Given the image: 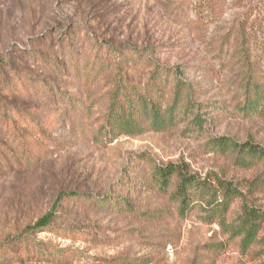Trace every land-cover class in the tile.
<instances>
[{
  "label": "rangeland",
  "instance_id": "374dc122",
  "mask_svg": "<svg viewBox=\"0 0 264 264\" xmlns=\"http://www.w3.org/2000/svg\"><path fill=\"white\" fill-rule=\"evenodd\" d=\"M250 68L264 0H0V102L30 114L24 144L0 125V264H264V226L248 246L239 232L264 210V161L233 144L264 147ZM26 76L54 98L5 92ZM169 162L200 181L189 206L176 176L149 179Z\"/></svg>",
  "mask_w": 264,
  "mask_h": 264
},
{
  "label": "trees",
  "instance_id": "16d2710c",
  "mask_svg": "<svg viewBox=\"0 0 264 264\" xmlns=\"http://www.w3.org/2000/svg\"><path fill=\"white\" fill-rule=\"evenodd\" d=\"M243 35V33H242ZM244 36V35H243ZM263 74V76H261ZM247 82L244 83L243 87L245 96V109H248L251 114L254 113H263L264 112V70L258 72L255 68H250L247 75ZM53 81H39L35 78H31L29 76L18 78L17 83L15 86H11L8 84L5 88L6 93H13V94H21L26 92H31V88H36L37 90L43 89L44 91L50 94V97L54 98V95L51 96L50 90H55V84H52ZM14 88V89H12ZM12 89V90H11ZM254 91L255 96L251 97L250 93ZM53 94V93H52ZM249 94V95H247ZM179 96V92L175 94V99ZM121 102L119 99L116 100V104ZM120 105V104H119ZM251 105V106H250ZM122 105H120L121 107ZM250 106V107H249ZM114 109V108H113ZM124 110V109H123ZM154 111V120L157 122H161L163 120L162 115L157 112V109L153 107ZM133 114V113H132ZM131 114V116H132ZM134 115V114H133ZM30 114L26 112V108L22 105H13L8 101L0 102V125L7 134L11 133L15 139H21L23 144L28 136L27 129L24 128L29 121ZM129 117H118V121L120 122V126L123 128L126 127L125 133L126 134H134L140 133L141 128L135 131V126L137 123ZM32 119H35L32 117ZM116 120V118H114ZM39 126V125H38ZM115 127V125H114ZM219 144L230 146L232 145V141L225 137L219 138ZM239 153L247 152L252 157H257L259 160L264 161V147L253 143V142H244L239 144L237 142L233 143ZM29 156V153H28ZM249 163H252L253 160H249ZM244 164L245 162H241ZM249 163H245L244 165H249ZM177 177V183L175 185L173 196L181 201V205L186 207L189 206L191 203L190 193L192 186L196 183L199 184L200 181L197 180V177L194 174H191L188 170V166L185 163H176V162H169L165 165H157L155 167V171L149 179H154L160 185L162 189H167L171 183L172 177ZM144 183V182H143ZM74 194V193H72ZM63 194L60 195L57 202L54 205V208L51 212L46 213L42 217H40L33 225L28 226L26 230H24L21 236H18L16 239L20 237H24L29 235L32 237V232L37 229H45L49 227V223L55 215V208L58 206L59 201L63 199ZM264 226V210L260 209H252L250 210L246 216L243 218V225L240 233L244 234V242L245 245L248 246L255 241H257V235L259 231ZM37 245H39L37 243Z\"/></svg>",
  "mask_w": 264,
  "mask_h": 264
}]
</instances>
